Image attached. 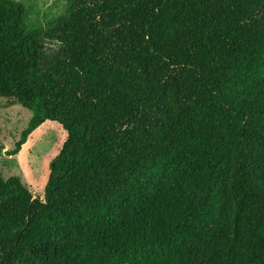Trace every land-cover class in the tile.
I'll use <instances>...</instances> for the list:
<instances>
[{
    "label": "trees",
    "instance_id": "trees-1",
    "mask_svg": "<svg viewBox=\"0 0 264 264\" xmlns=\"http://www.w3.org/2000/svg\"><path fill=\"white\" fill-rule=\"evenodd\" d=\"M27 14L0 0V97L32 111L6 153L67 137L43 199L0 171V264H264V0Z\"/></svg>",
    "mask_w": 264,
    "mask_h": 264
},
{
    "label": "rangeland",
    "instance_id": "rangeland-1",
    "mask_svg": "<svg viewBox=\"0 0 264 264\" xmlns=\"http://www.w3.org/2000/svg\"><path fill=\"white\" fill-rule=\"evenodd\" d=\"M27 8L30 29H46L48 23L67 7V0H19ZM57 42L47 39L48 53L58 49ZM32 117V111L20 103H11L0 97V171L7 178L19 176L35 196L44 198L50 175V166L60 153L67 132L56 121H47L25 142L19 153L9 155L23 129Z\"/></svg>",
    "mask_w": 264,
    "mask_h": 264
}]
</instances>
